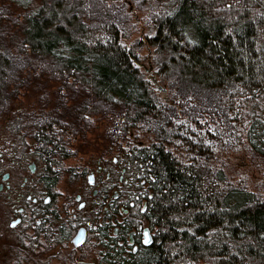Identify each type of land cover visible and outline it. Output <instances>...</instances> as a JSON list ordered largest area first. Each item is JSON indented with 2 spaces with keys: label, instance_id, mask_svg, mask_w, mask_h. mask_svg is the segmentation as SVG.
<instances>
[{
  "label": "trees",
  "instance_id": "trees-1",
  "mask_svg": "<svg viewBox=\"0 0 264 264\" xmlns=\"http://www.w3.org/2000/svg\"><path fill=\"white\" fill-rule=\"evenodd\" d=\"M137 9L152 30L151 70L141 67L144 40L125 41ZM21 88L41 106L19 109ZM102 117L104 139L127 158L133 206L145 195L156 230L133 249L131 222L115 235L103 218L94 227L101 264H264V196L209 163L228 162L231 143L264 172V0H0V120L16 160L45 163L37 180L53 198L59 159L72 154L60 129L86 135ZM137 128L153 139L133 146ZM101 182L97 213L115 184ZM39 214L46 236L72 235L73 222L57 227L59 214Z\"/></svg>",
  "mask_w": 264,
  "mask_h": 264
},
{
  "label": "rangeland",
  "instance_id": "rangeland-1",
  "mask_svg": "<svg viewBox=\"0 0 264 264\" xmlns=\"http://www.w3.org/2000/svg\"><path fill=\"white\" fill-rule=\"evenodd\" d=\"M136 13L137 14L133 15L134 17L132 18V21L135 22V27L130 30L125 41L126 43L131 44L139 38L144 40V44L139 48V52L142 54L141 67L143 69H149L152 64L151 56L154 52L155 46L150 45L147 42V35L152 33V30L144 20L147 12L137 9ZM148 75L151 77L150 73H148ZM39 99V95L36 94V92H32L30 89L26 90L21 88L15 102L17 107L24 111V109L29 107L35 108L36 106H41L42 103L40 104ZM209 118L210 122L213 123L211 117ZM106 124L107 118L102 117L97 119L95 125L88 129L86 135L81 132L78 134H67L64 133V130L60 129L63 132L62 137L65 140V145L67 149H70L72 154L59 159L61 166L58 168L61 169V175L54 186L56 201L53 202L52 208L54 207V210H52V212L59 214L63 219L61 221L53 222V225L58 227L59 224L65 223L66 226L69 227V223L73 222L75 224L73 230L74 233L77 231V227H80L81 224H85L88 227V233L86 241L79 246H74L72 243L67 245L66 241L62 243V246H59L60 244L57 243L52 250L55 254L50 258L52 251L38 249L41 244L48 245L44 241V238H47V236L43 235V237L38 239L39 235L34 234L35 229L33 228H29L28 230V233L32 234V238H36V240L33 241L34 245H31V248L28 247L30 250L27 249L26 251H21L18 255V247L11 245V242L14 241V236L17 234V229L8 227L10 220L16 215L15 212L19 206L24 204L22 200L26 199L28 193H32L31 195L33 196V190H41L40 183L37 178L34 182L33 176L35 174L37 176L40 168L43 167L45 163L42 160L36 159L34 156H29L28 159L22 161L19 159L16 160V156L20 155L14 147V140L9 139L10 136H14L9 134L11 130L6 129L4 120H0V182L4 183L3 188L0 189V254L4 259L7 257L5 260L7 261V264H13L15 259L17 260L19 256L23 257L24 264H48L47 262L50 264H101L100 243L97 238V231L94 227H97L99 221L102 222L103 218L116 221L112 224V229L110 230L112 234L116 223L121 222L126 225L128 222H131V224L128 225V235L131 234V231H135L134 236L137 237V240L145 243L143 230L145 226H149L150 233L153 237L156 227L151 225L143 213V208H145L143 205L145 201L147 202V198H145L144 195V197L139 199L137 205H130V196L136 193L134 192L135 185L132 183L130 175L126 172L127 158L124 156V152L119 149L117 144H112L104 139L103 133ZM232 131L239 134L238 132L240 130L232 128ZM62 132H60V134ZM244 138L245 135H242L239 145L237 146L243 145L242 140ZM152 139V134L142 128H137L132 135L131 140L133 143L131 142V144L139 147L141 146V143L149 142ZM26 140L30 143L34 141L32 135H27ZM126 145L128 146L127 142ZM227 146L230 147L226 155V158L228 157V162L227 159L226 162L210 160L209 163L211 166L213 168L220 167L224 169L227 181H231L234 184L244 185L249 189H254L264 196V172H261V170L256 169L254 166H246L242 150L239 149L232 151L231 148L234 147L231 143H228ZM29 148L31 149V147ZM172 148L176 151L177 155L180 156V149L176 147ZM115 157L117 158L118 163L114 162ZM99 158H101L103 170L98 172L99 174H96V179H98L99 182L94 186L99 191L102 186L101 180H109L111 177V182L114 181L116 186L113 187L112 185L108 194L118 197L115 199L114 203H111L110 207H108V201L105 200V203L100 207V212L97 213L95 211L97 205L94 204L96 198L93 192L94 186L91 184L89 185L86 173L83 178L78 177L71 180L68 171L70 170V167H72L75 174H77L82 170L87 169L88 174L91 169H97ZM31 163L34 164L35 172H33L30 167ZM113 170L114 173L111 175L110 173ZM6 171L10 172V176L4 178L3 174ZM25 176H28L26 184L23 183ZM119 176H121L122 179L118 178ZM259 182L262 184H259ZM142 183L141 190H143L144 193H148L149 189L147 190V180ZM144 189H146V191ZM78 193L82 194L79 200L75 198ZM21 196L23 197L22 200L19 199ZM6 198L8 201H6ZM82 199L86 202L83 206L79 207L80 200ZM114 205L116 208H114ZM107 211L111 213L108 217H104L107 214ZM128 235V243L133 249H137L138 246L134 247V244H138V241L136 239L135 241H131V235ZM32 238L25 239L28 243H31ZM38 242L42 243L39 244ZM13 243L15 244V242ZM19 264H23L21 263V260Z\"/></svg>",
  "mask_w": 264,
  "mask_h": 264
},
{
  "label": "flooded vegetation",
  "instance_id": "flooded-vegetation-1",
  "mask_svg": "<svg viewBox=\"0 0 264 264\" xmlns=\"http://www.w3.org/2000/svg\"><path fill=\"white\" fill-rule=\"evenodd\" d=\"M114 162L118 163V160H117L116 157L114 158ZM31 168H32V171L35 172L34 166H32ZM101 170H103V164L101 163V158L98 159L97 169H95V170L91 169L88 174H87V169L86 170H82L83 175H85V173L87 175V181H88L89 185L91 184V185L94 186L95 184H97L99 182L98 179H96V174H99L98 172H100ZM9 176H10V172H8V171H6L3 174L4 178H7ZM33 178H34V182H35V180L37 178L36 174L33 176ZM119 178L122 179L121 176H119ZM125 179H127V178H125ZM27 180H28V176H25V178L23 180V183L26 184ZM3 184H4L3 182H0V189L3 188ZM114 186H116V185L114 184L113 187ZM97 191H98V189H96V187L94 186L93 192H94L95 197L98 194ZM23 192H22V194H23ZM32 192L34 193L33 196L31 195L32 193H28V195H27L25 200L23 199L22 196H21V198L19 197L20 200L23 199L22 201L24 202V204L19 206V208L15 212L16 215L10 220V223L8 225V227H10V228L17 229V234L14 236V238H13L14 241L11 242V245H14V246L18 247V255L20 254L21 251H26L27 249L30 250L28 247L31 248V245L32 246L34 245L33 241L36 240V238H34V237L32 238V234L28 233L29 228L35 229L34 230V234L35 235H39L38 239L40 237H43V235H45L43 233V231L38 229V227L42 226V224H44V225L47 224L48 225L47 219L45 221L43 219V217H45V216H42V214H39V212L41 210H43V208H46L49 211L50 210H54L53 209L54 207L52 208V205H53V202L56 201V199L53 198V192L52 191H48L46 189L41 188V190H35V191L33 190ZM81 195L82 194L78 193L75 198L79 200L81 198ZM31 196H32V198H31ZM110 196H111V194H109L108 197H107V201H108V204H109L108 207H110L111 203H114L115 199H117V197H118V196H116V197H114V196L110 197ZM6 201H8L7 198H6ZM85 202L86 201L83 200V199L80 200L79 207L83 206V204ZM134 203H135L134 200L130 201V205L131 206H133ZM143 207H146V201L144 202ZM28 211H30L31 213L28 212ZM114 222H116V221H113V223ZM81 225H85V224H81ZM77 229H78V227H77ZM120 230H121V222L120 223L118 222V223L115 224V228L113 229V231H114L113 234H115V235L119 234ZM134 232L135 231H131L132 239H133V240H131V238H130L131 241H135V239L137 240V237L134 236ZM52 233L53 234L49 235V237L47 236V238H44V241L48 245L41 244L42 242H44V241L41 240L42 242H38L39 244H41L38 247V249L44 250V251H49V250L52 251L54 249V246L57 243L60 244L59 246H62V243L65 242V241L67 242V245L69 243H72V245H74V243L72 242V237H73V235L76 232L72 233V235H70L68 238L61 239V240H58V241H55V230ZM143 234H144V230H143ZM25 238H29V239L32 238V242L28 243ZM13 242H15V244ZM137 246H138V244L135 243L134 247H137ZM54 254H55V252L52 251L51 254H50V258L53 257ZM1 257L2 256L0 254V264H7V261H5L7 259V257H6V259H4V257H2V258ZM20 260H21V263H23V264L25 263V262H23V257L19 256V258L17 260L15 259L13 264H19ZM47 263L50 264L49 262H47Z\"/></svg>",
  "mask_w": 264,
  "mask_h": 264
},
{
  "label": "water",
  "instance_id": "water-1",
  "mask_svg": "<svg viewBox=\"0 0 264 264\" xmlns=\"http://www.w3.org/2000/svg\"><path fill=\"white\" fill-rule=\"evenodd\" d=\"M149 70H151V66H150ZM152 79L155 80L154 76H152ZM30 166L32 167V166H34V164L31 163ZM87 233H88V229L85 225H81L80 227H78L76 233L72 237V242L74 243V245L79 246V245L83 244L87 239ZM130 235H131V237H130L131 240H133L132 239V233ZM143 237H144L145 243H150L152 241L153 237L150 233V227L149 226L144 227V236Z\"/></svg>",
  "mask_w": 264,
  "mask_h": 264
}]
</instances>
